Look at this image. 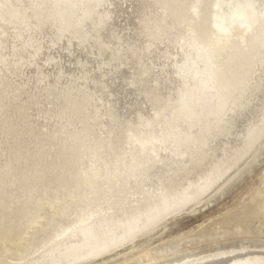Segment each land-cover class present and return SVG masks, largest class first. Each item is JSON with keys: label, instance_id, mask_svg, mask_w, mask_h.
Listing matches in <instances>:
<instances>
[{"label": "bare ground", "instance_id": "obj_1", "mask_svg": "<svg viewBox=\"0 0 264 264\" xmlns=\"http://www.w3.org/2000/svg\"><path fill=\"white\" fill-rule=\"evenodd\" d=\"M262 154L264 0H0V264H98Z\"/></svg>", "mask_w": 264, "mask_h": 264}, {"label": "rangeland", "instance_id": "obj_2", "mask_svg": "<svg viewBox=\"0 0 264 264\" xmlns=\"http://www.w3.org/2000/svg\"><path fill=\"white\" fill-rule=\"evenodd\" d=\"M241 176L225 193L180 212L156 234L138 237L132 247L118 248L98 264L147 263L190 250L264 243V154L251 172ZM247 205L253 206L263 220L243 224L239 215Z\"/></svg>", "mask_w": 264, "mask_h": 264}]
</instances>
